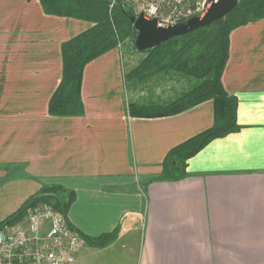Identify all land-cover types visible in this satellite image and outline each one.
I'll list each match as a JSON object with an SVG mask.
<instances>
[{
	"label": "crops",
	"instance_id": "crops-1",
	"mask_svg": "<svg viewBox=\"0 0 264 264\" xmlns=\"http://www.w3.org/2000/svg\"><path fill=\"white\" fill-rule=\"evenodd\" d=\"M93 25L47 14L41 0H0V221L60 185L86 242L74 264H264V17L230 34L222 81L241 129L207 144L179 180L162 179L165 158L213 126L214 101L131 117L119 47L85 66L82 115L50 113L62 46Z\"/></svg>",
	"mask_w": 264,
	"mask_h": 264
},
{
	"label": "trees",
	"instance_id": "trees-1",
	"mask_svg": "<svg viewBox=\"0 0 264 264\" xmlns=\"http://www.w3.org/2000/svg\"><path fill=\"white\" fill-rule=\"evenodd\" d=\"M112 0H41L47 14L92 22L94 25L62 46L64 71L53 95L49 111L53 115H82L81 85L85 66L109 50L132 40L135 50L137 30L131 21L135 13L123 2L111 9ZM264 17V0H239L235 9L220 20L187 34L173 37L159 46L142 52L137 66L125 72V84L136 87L156 76L180 74L191 80V86L174 99L164 102H127L131 117L176 115L213 99L214 124L209 129L177 145L163 163L162 179L179 180L187 174L188 160L211 141L241 129L237 120L239 100L229 94L222 81L229 59L231 32ZM74 194L60 185H45L23 206L5 220L0 229L23 219L28 208L50 204L68 215Z\"/></svg>",
	"mask_w": 264,
	"mask_h": 264
},
{
	"label": "built area",
	"instance_id": "built-area-1",
	"mask_svg": "<svg viewBox=\"0 0 264 264\" xmlns=\"http://www.w3.org/2000/svg\"><path fill=\"white\" fill-rule=\"evenodd\" d=\"M119 2L165 25L203 16L211 4V0H112L111 9ZM85 244L61 211L37 204L22 220L0 229V264H74Z\"/></svg>",
	"mask_w": 264,
	"mask_h": 264
},
{
	"label": "water",
	"instance_id": "water-1",
	"mask_svg": "<svg viewBox=\"0 0 264 264\" xmlns=\"http://www.w3.org/2000/svg\"><path fill=\"white\" fill-rule=\"evenodd\" d=\"M239 0H211V4L203 16H194L176 24H160L142 12L131 16L137 30L135 45L140 52L153 49L165 41L192 32L200 27L208 26L229 14L236 8Z\"/></svg>",
	"mask_w": 264,
	"mask_h": 264
},
{
	"label": "rangeland",
	"instance_id": "rangeland-1",
	"mask_svg": "<svg viewBox=\"0 0 264 264\" xmlns=\"http://www.w3.org/2000/svg\"><path fill=\"white\" fill-rule=\"evenodd\" d=\"M130 8V7H129ZM135 15H138L134 8H130ZM123 55L124 72L131 70L139 64L144 54L135 50L132 40H127L119 47ZM191 86V80L180 74L171 72L154 77L146 84H140L133 87L131 84L127 87V102H159L170 101L173 96L188 89ZM162 94V96H161ZM178 94V95H179Z\"/></svg>",
	"mask_w": 264,
	"mask_h": 264
}]
</instances>
